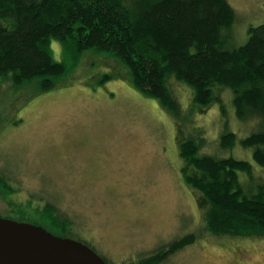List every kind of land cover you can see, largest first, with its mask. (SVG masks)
<instances>
[{"label":"rangeland","instance_id":"obj_1","mask_svg":"<svg viewBox=\"0 0 264 264\" xmlns=\"http://www.w3.org/2000/svg\"><path fill=\"white\" fill-rule=\"evenodd\" d=\"M228 2L236 12L229 41L239 47L249 28L264 23V0ZM52 49L67 63L59 43ZM104 76L111 79L102 82ZM131 81L118 60L91 52L48 93L0 78V215L15 220L17 199L55 201L74 223L73 239L110 264L137 263L189 234L196 242L160 264H264V240L207 230L208 204L186 184L180 157V144L191 135L205 138L202 154L225 156L219 141L226 124L242 138L255 123L237 119L228 93L224 117L218 105L196 106L192 88L175 81L177 120ZM233 157L252 161L239 146ZM254 175L264 178V169ZM4 180L14 182L13 196Z\"/></svg>","mask_w":264,"mask_h":264},{"label":"trees","instance_id":"obj_2","mask_svg":"<svg viewBox=\"0 0 264 264\" xmlns=\"http://www.w3.org/2000/svg\"><path fill=\"white\" fill-rule=\"evenodd\" d=\"M235 23L228 0H0V78L48 93L91 52L122 63L134 88L177 120L182 110L175 81L192 88L196 106L218 105L224 117L228 93L237 119L254 122L255 129L239 138L226 124L219 141L225 156L202 154L203 135L187 137L180 144L183 175L208 204V231L264 240V178L257 182L254 175L264 169V23L249 28L247 42L234 47L229 39ZM54 41L67 63L55 59ZM238 146L251 151L252 161L233 157ZM7 181L13 196L15 184ZM11 205L16 221L73 239L74 223L55 201L32 196ZM196 240L186 235L133 264L163 263Z\"/></svg>","mask_w":264,"mask_h":264},{"label":"water","instance_id":"obj_3","mask_svg":"<svg viewBox=\"0 0 264 264\" xmlns=\"http://www.w3.org/2000/svg\"><path fill=\"white\" fill-rule=\"evenodd\" d=\"M0 264H107L88 245L0 215Z\"/></svg>","mask_w":264,"mask_h":264}]
</instances>
